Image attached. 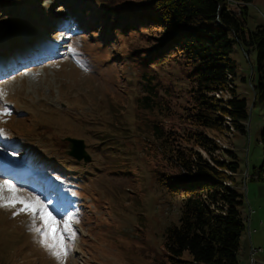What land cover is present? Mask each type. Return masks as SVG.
Here are the masks:
<instances>
[{"label": "rangeland", "instance_id": "374dc122", "mask_svg": "<svg viewBox=\"0 0 264 264\" xmlns=\"http://www.w3.org/2000/svg\"><path fill=\"white\" fill-rule=\"evenodd\" d=\"M107 1L112 0H0V44L25 43L19 49L27 59L43 55L0 80L12 103V115L0 122L6 133L0 135V162L9 164L0 166V174L79 221L73 223L76 238L65 264H159L165 229L179 223L180 200L156 178L165 161L153 126L184 130L190 83L174 62L148 60L142 68L134 57L146 58L150 33L137 26L108 28L112 21L101 15ZM240 1L228 5L237 14L247 6L250 28L264 23V0ZM73 47L84 67L69 54ZM235 55L242 60V53ZM153 73L163 100L170 102L164 111L138 105L142 77ZM260 113L251 115L246 133L230 127L215 134L218 153L223 149L227 159L225 151L232 150L239 162L246 224L239 264H264V177L251 178L264 163ZM67 137L83 139L89 161L68 154ZM10 165L24 176L14 180ZM0 264L60 262L41 245L27 215L13 217L12 210L0 209Z\"/></svg>", "mask_w": 264, "mask_h": 264}, {"label": "trees", "instance_id": "16d2710c", "mask_svg": "<svg viewBox=\"0 0 264 264\" xmlns=\"http://www.w3.org/2000/svg\"><path fill=\"white\" fill-rule=\"evenodd\" d=\"M228 4L227 0H112L101 12L112 21L106 23L108 28L112 24L125 31L137 26L139 32L150 33L146 58L134 57L142 68L148 60L174 62L186 71L190 83L184 130L153 126L156 148L165 161L164 169H156V178L180 200L179 223L165 229L159 264H239L240 238L246 229L245 202L237 181L239 162L232 150L225 151L227 159L223 149L218 153L215 134L230 127L247 132L254 91L251 112L264 114V23L250 28L247 6L237 14ZM142 78L138 105L169 109L159 75ZM261 141L264 144V130ZM263 177L264 163L251 175Z\"/></svg>", "mask_w": 264, "mask_h": 264}, {"label": "snow or ice", "instance_id": "6c2138e0", "mask_svg": "<svg viewBox=\"0 0 264 264\" xmlns=\"http://www.w3.org/2000/svg\"><path fill=\"white\" fill-rule=\"evenodd\" d=\"M68 52L81 67H84L74 47ZM6 96L7 91L0 88V122H5L4 118L11 115ZM5 134L4 129H0V135ZM0 209L12 210L13 217L27 215L31 221V230L38 235L41 245L60 264H65L72 249L70 241L76 238L73 223L79 221L74 216L61 214L40 195L25 194L22 188L9 179L0 180ZM37 221H40L39 225Z\"/></svg>", "mask_w": 264, "mask_h": 264}, {"label": "water", "instance_id": "95a60500", "mask_svg": "<svg viewBox=\"0 0 264 264\" xmlns=\"http://www.w3.org/2000/svg\"><path fill=\"white\" fill-rule=\"evenodd\" d=\"M244 55L247 56L248 54L246 52H244ZM251 69V73H252ZM256 99V92L254 91V96H253V100L250 106V112H249V118L247 121V124H249L250 122V118H251V114H252V105L254 103ZM69 144H68V154L73 156L74 158H76L77 160H81L83 159L84 161H88L90 160L91 156L89 155V153L87 152L86 148H85V143L83 141V139L81 138H74V137H67Z\"/></svg>", "mask_w": 264, "mask_h": 264}, {"label": "bare ground", "instance_id": "6f19581e", "mask_svg": "<svg viewBox=\"0 0 264 264\" xmlns=\"http://www.w3.org/2000/svg\"><path fill=\"white\" fill-rule=\"evenodd\" d=\"M234 1H236L237 3H241V1L240 0H229V4H233L234 3ZM235 6V5H234ZM230 8V7H229ZM231 9H232V7H231ZM232 11L234 12V13H236L233 9H232ZM37 62H35L34 64H36ZM11 109H12V107H11ZM3 160V162H5L6 160L5 159H2ZM6 163V164H5ZM5 163H2V162H0V165L1 166H4V167H8V165L9 164H7V162H5ZM10 168H11V170H12V172H10V174L11 175H13V179L14 180H18V179H21V176H24V174H22L21 173V171H20V168H18L17 166H15V165H10ZM19 173H20V175H19ZM0 179L1 180H3V179H7V178H2L1 176H0ZM24 179H26V178H24ZM81 231V230H80ZM80 233V232H79ZM79 241V240H78ZM76 244V243H75ZM79 244V243H78ZM79 246V245H78ZM79 248V247H78ZM74 252H76V253H79L78 252V250H75Z\"/></svg>", "mask_w": 264, "mask_h": 264}, {"label": "built area", "instance_id": "2783aa9c", "mask_svg": "<svg viewBox=\"0 0 264 264\" xmlns=\"http://www.w3.org/2000/svg\"><path fill=\"white\" fill-rule=\"evenodd\" d=\"M233 4H234L235 6H238L239 3H237L236 1H234ZM255 250H256V248H255ZM257 250H259V248H257Z\"/></svg>", "mask_w": 264, "mask_h": 264}]
</instances>
